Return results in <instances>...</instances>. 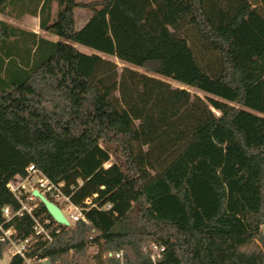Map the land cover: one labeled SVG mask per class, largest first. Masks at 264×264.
Masks as SVG:
<instances>
[{"label":"trees","instance_id":"16d2710c","mask_svg":"<svg viewBox=\"0 0 264 264\" xmlns=\"http://www.w3.org/2000/svg\"><path fill=\"white\" fill-rule=\"evenodd\" d=\"M0 14L61 38L0 19V224L30 164L89 208L65 226L39 202L60 229L39 264H264V0H0ZM9 225L33 234L28 215Z\"/></svg>","mask_w":264,"mask_h":264},{"label":"built area","instance_id":"2783aa9c","mask_svg":"<svg viewBox=\"0 0 264 264\" xmlns=\"http://www.w3.org/2000/svg\"><path fill=\"white\" fill-rule=\"evenodd\" d=\"M10 192L19 203V208L14 209L10 205L3 208L4 222L0 224V242L6 244L10 261L17 260L20 264L46 263V258L39 257L41 250L36 244L39 241L50 243L54 235L60 232L59 227L50 218L37 215L40 199L33 194L34 190L40 191L48 199L56 203L71 224L83 221L91 222L86 216L89 208L77 205L72 202L69 195L65 194L62 183H55L47 177L37 166L30 164L23 174L16 175L7 184ZM87 205L92 203L89 198L85 201ZM28 215L33 219V234L27 238H17V231L13 225L6 226L14 217ZM57 223V222H56ZM59 224V223H58ZM158 257L164 246L152 245ZM116 257L123 260V252L119 251ZM153 260L156 257L152 255Z\"/></svg>","mask_w":264,"mask_h":264},{"label":"rangeland","instance_id":"374dc122","mask_svg":"<svg viewBox=\"0 0 264 264\" xmlns=\"http://www.w3.org/2000/svg\"><path fill=\"white\" fill-rule=\"evenodd\" d=\"M252 1L254 2L255 0H252ZM54 9H56V5H54ZM85 11L87 12L89 10H85ZM0 19L7 21L8 23H10V24H12L14 26H18V27H21V28L23 27L24 29H37V25H38V17L36 18L35 16L29 15V14H26V15H24L21 18H16L15 16H9V15L0 14ZM77 26L78 27L81 26L80 25V21L77 24ZM41 33L45 37L50 38V39H53V40H59V39H61L60 37H58V36H56V35H54L52 33H49V32H45V31L43 32L41 30ZM75 46H77L81 51L86 52V53H92V52H94V50H92L91 48L86 47V46L81 45V44H75ZM105 57H107V58H109L111 60L116 61L119 64L120 68H122L124 66H127V64L120 62L115 57H112V56H105ZM137 69L144 71L143 69H140V68H137ZM169 82H171L172 85H174L176 87L187 88L193 94H198V95H200V96H202L204 98L207 96V94H205L204 92H202V91H200V90H198L196 88L189 87V86H184L181 83H179L177 81H174V80H171V79H169ZM71 225H73V224H71ZM96 249H97L96 246H91L90 249H89V253H94ZM148 249L151 251V254L152 255H154L155 257H158L156 251L153 249L152 246H150ZM123 255H124V252H123ZM123 261H124V259L121 261L120 264H124ZM9 263H10V258L8 256L7 249L5 247L4 248V251H3V256L0 257V264H9Z\"/></svg>","mask_w":264,"mask_h":264},{"label":"water","instance_id":"95a60500","mask_svg":"<svg viewBox=\"0 0 264 264\" xmlns=\"http://www.w3.org/2000/svg\"><path fill=\"white\" fill-rule=\"evenodd\" d=\"M33 194L40 199L41 203L45 206L49 214L57 223L65 226L70 225V221L67 219L61 208L56 203L48 199L38 190H34Z\"/></svg>","mask_w":264,"mask_h":264},{"label":"crops","instance_id":"0c3cea01","mask_svg":"<svg viewBox=\"0 0 264 264\" xmlns=\"http://www.w3.org/2000/svg\"><path fill=\"white\" fill-rule=\"evenodd\" d=\"M80 1H84V2H89V1H93V0H80ZM87 9H83V8H78L76 10V21H77V24L79 23L80 21V25L79 27H82L86 22L87 20L91 17V12L90 11H85ZM37 18V16H35ZM78 27V26H77ZM78 27V28H79ZM23 28V27H22ZM24 29V28H23ZM39 29V30H38ZM26 30H29V31H34L40 35H42L41 33V28L39 26V18H38V25H37V29H26ZM44 32V30H42ZM47 32V31H45ZM44 36V35H43ZM50 39V38H49ZM53 40V39H52Z\"/></svg>","mask_w":264,"mask_h":264}]
</instances>
